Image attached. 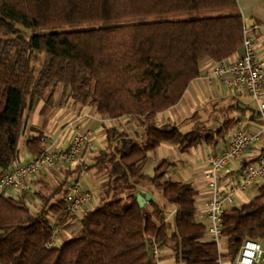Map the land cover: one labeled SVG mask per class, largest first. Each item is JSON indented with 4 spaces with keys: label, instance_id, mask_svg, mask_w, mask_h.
<instances>
[{
    "label": "trees",
    "instance_id": "obj_1",
    "mask_svg": "<svg viewBox=\"0 0 264 264\" xmlns=\"http://www.w3.org/2000/svg\"><path fill=\"white\" fill-rule=\"evenodd\" d=\"M179 14L187 15L174 17ZM55 25L71 27L31 36L19 29ZM244 27L237 0H0L1 172L18 157L25 111L41 97L50 105L58 85L62 97L86 103L101 116L135 121L133 131L107 128L108 145L85 167L104 176L96 206L80 214L64 211L82 161L64 165L65 177L49 193L32 190L41 201L37 210L29 204L33 196L0 192V264H152L151 236L164 247L163 258L172 255L175 264H219V255L233 259L247 238L264 243V183L250 199L225 208L227 248L221 250L205 238L206 223L197 219L195 188L171 176L175 161L162 158L152 174L142 170L148 153L161 143L181 152L201 142L214 147L237 124L233 113L245 108L235 104L218 109V127L194 113L191 129L183 131L169 122L158 124L156 115L181 99L200 74L203 58L219 61L237 52ZM37 53L46 54L38 69ZM44 148L41 134L26 141L32 157ZM143 187L164 202L141 205L136 193ZM165 205L174 207L173 228ZM72 219L76 229L47 247L56 224Z\"/></svg>",
    "mask_w": 264,
    "mask_h": 264
},
{
    "label": "crops",
    "instance_id": "obj_2",
    "mask_svg": "<svg viewBox=\"0 0 264 264\" xmlns=\"http://www.w3.org/2000/svg\"><path fill=\"white\" fill-rule=\"evenodd\" d=\"M237 4L242 14L244 25L253 40L256 57L264 59V0H237ZM253 24L257 25L256 29L252 27ZM240 53L241 47L229 59L237 57ZM215 62L209 57L203 58L200 61V74L189 83L181 99L175 105L157 113L156 121L158 124L169 122L179 126L183 131H188L193 125V120L191 119L193 114L198 113L201 120L207 121L208 126L218 127L222 121L221 113L218 109L235 104L245 108L243 113H233L234 116H239L237 124L232 126L228 134L220 139L214 147L201 142L195 147L181 152L176 145L161 143L148 153V158L142 166L143 172L152 174L155 166L162 158L175 161L171 167L170 174L176 180L190 182L195 188L197 219L204 222H206L204 207L209 196L205 178L207 169L206 155L209 152H218L224 149L228 145L233 130L239 126L250 133L256 134L257 138L234 163L229 162L222 169L221 177H234L244 167V162H250L252 159L254 161L258 153L264 149V120L259 116L258 105L246 90L242 87H227L218 80L209 81L203 77V73L211 68ZM262 95L264 98V82ZM70 100L69 98H64L59 103H56L55 99H53L50 105L45 106V100L41 97L32 109L25 111L17 143L19 154L13 166L32 157L27 152L26 141L33 135L41 134L45 147H65L72 138L74 123L80 122L83 127L90 131V138L83 153L71 164L74 165L79 160L86 162L88 157L94 156L93 154L98 149L108 145L106 138L107 128L116 126L119 129L133 131L135 127V121L130 116L118 118L101 116L95 112L92 106ZM252 110H255L256 114H252ZM63 166L58 165L53 167L48 173H39L32 177L30 179L32 188L34 190L41 189L46 188L47 185L54 184L50 177L55 172L60 173L61 176L66 175L65 170L63 172L60 169ZM48 175L51 176L49 177ZM103 178V174L94 168L82 170L79 177L81 183L89 189L97 188ZM71 179L74 180V178ZM263 183V177L252 181L246 190L235 193L234 202L225 201L226 207L234 205L239 196L243 197V201L250 199L259 192V187ZM248 189L249 191H247ZM140 190L150 192L154 199H157V194H153L149 189L143 187ZM90 203L92 205L96 204L94 200ZM148 203V200L145 201V204ZM170 214H173V211ZM167 218H169L168 214ZM163 261L164 264H167L164 258Z\"/></svg>",
    "mask_w": 264,
    "mask_h": 264
},
{
    "label": "built area",
    "instance_id": "obj_3",
    "mask_svg": "<svg viewBox=\"0 0 264 264\" xmlns=\"http://www.w3.org/2000/svg\"><path fill=\"white\" fill-rule=\"evenodd\" d=\"M254 29L257 28L253 24ZM206 80H218L227 87H242L258 105L259 116L264 120V98L262 88L264 82V59L256 57L253 40L248 34L247 27L243 29V43L241 53L235 58L216 61L214 65L203 73ZM90 138V131L80 122L74 123L72 138L65 147L46 146L42 153L30 159L11 166L7 170H0V192L10 194L23 193L32 196L30 179L38 173H48L53 167L74 163L83 153ZM257 135L246 131L242 127L233 130L228 145L218 151L206 155L207 169L205 172L209 196L205 202L206 219L205 238L220 246L222 239V221L226 208L225 201L234 202L235 193L244 191L248 185L264 177V149L256 159L247 163L234 177H221V171L229 162L238 159ZM93 198L91 189L85 187L80 179H74L69 184V191L65 196L64 211L69 214L78 213L82 207ZM46 246H52L54 238L58 236L57 229ZM149 255L152 264H164L165 252L161 242L151 236L148 242ZM219 264H264V243L260 240L247 238L241 244L233 259H225L219 255Z\"/></svg>",
    "mask_w": 264,
    "mask_h": 264
},
{
    "label": "rangeland",
    "instance_id": "obj_4",
    "mask_svg": "<svg viewBox=\"0 0 264 264\" xmlns=\"http://www.w3.org/2000/svg\"><path fill=\"white\" fill-rule=\"evenodd\" d=\"M199 14L204 15V14H207V12H205V11H201V12H199ZM186 15H187V14H179V15H175L174 17H181V16H186ZM69 27H71V26H69V25H55V26H51V27H47V28H27V27L25 28V27H23V26H19V29H20V32H21L22 34H24L25 36H31L33 33H36V32L59 31V30H63V29H65V28H69ZM45 57H46V54H45V53H37V54L35 55V58L33 59V64H34V66H35L37 69L41 66V64H42V62L44 61V58H45ZM61 91H62V86H61V85H58L57 88H56V90H55V93H54V99H55L56 103H59V101H60L61 99L67 98V97H65V96H64V97L61 96ZM45 96L47 97V96H48V93L45 94ZM42 98H43V97H42ZM70 101H72V100H70ZM72 102H74V101H72ZM96 152H97V151H96ZM96 152H95V153H96ZM95 153H94L93 155H95ZM93 157H94V156H90V157H88V159L86 160V162L83 163V168L81 169V171H82V170L92 169V168L85 169V165H86V168H87V166H90L91 163H93ZM79 162H81V160H79ZM234 162H235V160H232V161H231V163H234ZM77 164H78V162H77ZM75 165H76V164H75ZM60 169H61V171L64 172V170H65L66 168L63 166V167H61ZM80 173H81V172H80ZM54 175L59 176V177H55ZM48 176L50 177L51 175H48ZM72 176H73V175H72ZM64 177H65V175L61 176L60 173L55 172L50 178H52V180H53L54 183H57V182H60ZM75 177H76V179H79L80 174H79V176H73L74 179H75ZM263 178H264V177H263ZM52 185H53V184H52ZM52 185H47L46 188H41V190H42L44 193H49L50 190H51V188H52ZM247 188H248V187H247ZM247 188H246V189H247ZM91 190H92V193H93V198H92V200H94V201L96 202V204H95V205H92V204L90 203L92 200L88 201V202L83 206V208L78 212V214H80V212H82L84 209H87V208H90V207H94V206H96V205L99 203V191H98V188H93V189H91ZM247 191H249V189H248ZM32 196H33V197H32V199L29 201V204H30V206H31L34 210H37V209H39V207H40V205H41L40 198L36 195L35 191H34V195H32ZM164 200H165V199L163 198V196H161V195H157V201H158L159 203H163ZM243 200H244L243 197L239 196V197H238V200H237V202H236L235 204H238V203L242 202ZM165 206H166V205H165ZM165 206H164V207H165ZM165 209H166V211H168V212H167L168 217H169L168 226H169V228H173V227H174V218H173V214H170V212L173 211L174 207H173V205H168V206H166ZM77 226H78V224L75 222L74 219H72V220H71L70 222H68V223L66 222L65 224H61V225H59V227H58V229H57L58 236L63 240V239L65 238V236H68V234L72 233V232L76 229ZM61 239H60V240L58 239L57 242H58V243H61ZM220 248H221V250H225V249L227 248V240H226L225 237H222V239H221V241H220ZM164 260H166L167 264H170V263L175 264L174 261H173V257H172V255L169 256V254H165V255H164Z\"/></svg>",
    "mask_w": 264,
    "mask_h": 264
},
{
    "label": "water",
    "instance_id": "obj_5",
    "mask_svg": "<svg viewBox=\"0 0 264 264\" xmlns=\"http://www.w3.org/2000/svg\"><path fill=\"white\" fill-rule=\"evenodd\" d=\"M136 198L141 205L144 204L147 200L150 201L154 199L153 195L150 192H143L141 190L136 193Z\"/></svg>",
    "mask_w": 264,
    "mask_h": 264
}]
</instances>
